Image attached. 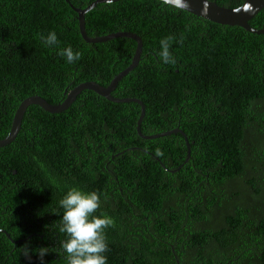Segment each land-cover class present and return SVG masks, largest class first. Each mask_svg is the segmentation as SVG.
I'll return each instance as SVG.
<instances>
[{
    "label": "trees",
    "instance_id": "1",
    "mask_svg": "<svg viewBox=\"0 0 264 264\" xmlns=\"http://www.w3.org/2000/svg\"><path fill=\"white\" fill-rule=\"evenodd\" d=\"M69 1L83 8L93 0ZM248 24L264 28V6ZM84 26L91 37L140 36L138 64L111 95L144 104L141 134L169 133L140 136L137 102L89 89L62 112L29 105L15 138L0 147V264H41L21 246L57 245L55 212L73 185L96 191V214L114 221L105 229L107 264H264V33L161 0L98 2ZM49 31L57 46L43 43ZM163 38L175 63L158 55ZM67 46L80 60L57 54ZM135 48L125 36L84 41L66 0H0V139L24 98L55 104L80 82L107 86ZM44 264L67 262L49 252Z\"/></svg>",
    "mask_w": 264,
    "mask_h": 264
},
{
    "label": "clouds",
    "instance_id": "2",
    "mask_svg": "<svg viewBox=\"0 0 264 264\" xmlns=\"http://www.w3.org/2000/svg\"><path fill=\"white\" fill-rule=\"evenodd\" d=\"M187 0H176L178 7L185 6ZM46 46H57L59 41L55 31H49L42 36ZM57 54L66 58L69 63L80 60L81 53L71 46L58 48ZM164 64L175 63V57L170 51L168 38L160 40L158 53ZM99 194L94 190H85L79 186H69L59 199V209L55 212L59 219L55 230L59 233L56 246H38L30 248L26 243L21 246L20 253L30 261L35 253L41 264L49 252L63 256L67 264H107L106 253L109 250L105 229L114 221L106 213L96 214L100 208Z\"/></svg>",
    "mask_w": 264,
    "mask_h": 264
},
{
    "label": "water",
    "instance_id": "3",
    "mask_svg": "<svg viewBox=\"0 0 264 264\" xmlns=\"http://www.w3.org/2000/svg\"><path fill=\"white\" fill-rule=\"evenodd\" d=\"M107 1H116V0H93L83 8L75 7L70 3L69 0H66V2H68L69 5L72 7V9L77 13L79 32L83 40L86 41L87 43L103 42L110 38H114L118 36H125L131 38L136 42L135 52L129 66L125 68L123 71H121L119 74H116L111 79V81L107 86H102L94 81H86V82L78 83L71 90L65 92V98L59 103H55V104L49 103L39 95H31L24 98L20 102V104L18 105V107L16 108L13 114L8 134L4 138L0 139V147L8 144L15 138L17 132L20 129L22 116L29 105H38L42 109L50 113L62 112L71 104V102L83 89L92 90L112 102H130V101L137 102L140 105L141 109L138 119L136 121V131L140 136L144 138H155L169 133L168 131H166V132L150 134V135L141 134L140 123L145 112L144 104L137 98H127V97L120 98L111 95L112 90L114 89L120 78L124 74H126L128 70L132 69L134 66L138 64L141 53L142 41L139 35L130 31H116V32H111L108 34L92 36V37L87 34L84 26V13L92 9L98 2H107ZM161 1L165 2L166 4L178 7L176 4V0H161ZM263 6H264V0H244L243 3L237 7L220 6L216 2L211 0H187L185 6H180L178 8L186 10L196 16L202 17L212 22H216L219 24H226V25H237L243 27L245 30L252 33H264V28L255 29L248 24V21L252 17H254ZM173 131L176 132L179 130L174 129ZM180 132L184 136V140L187 146V153L184 159V162H186L190 155L189 143L184 133L182 131ZM180 166L181 164L176 169H178Z\"/></svg>",
    "mask_w": 264,
    "mask_h": 264
}]
</instances>
